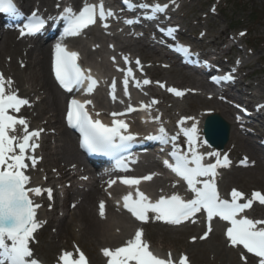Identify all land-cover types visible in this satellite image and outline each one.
I'll return each mask as SVG.
<instances>
[{
    "label": "snow or ice",
    "instance_id": "obj_1",
    "mask_svg": "<svg viewBox=\"0 0 264 264\" xmlns=\"http://www.w3.org/2000/svg\"><path fill=\"white\" fill-rule=\"evenodd\" d=\"M128 8H135L137 5L133 0H123ZM140 8H151L152 17L157 13L164 12L167 4H148L140 3ZM215 9H213L214 11ZM0 12L22 15L17 9L14 0H0ZM111 9H105L103 0L96 4L85 3L80 10L74 11L71 6L65 7L60 14V18L65 22L62 33L63 37L79 36L84 29L96 23L97 17L105 20L113 16ZM151 18V17H150ZM126 23L132 24L133 20ZM45 25V20L37 12H32L28 17V23L20 30V35H35L39 33ZM107 27V25H104ZM175 29H169L171 35ZM245 33H240L244 35ZM185 53L189 52L187 47L181 46ZM79 53L71 51L62 42L58 41L54 45V55L52 70L59 85L68 92L80 89L85 82L87 87L84 91L91 94L98 81L91 75L90 69H84L79 63ZM127 63V57L124 58ZM115 60V57H113ZM139 66L140 61L137 59ZM235 71V69H233ZM132 69L128 68L123 80L124 91L127 95L128 77L132 76ZM217 82L231 81L234 77L231 73L213 77ZM144 84L150 81L145 79ZM13 81L5 78L0 73V264H41L33 258V251L30 241L34 238L33 233L40 227L36 220V209L40 207L34 204L29 193L39 196L43 191H47L49 198L52 196V189H41L40 187L29 188V176L25 175L24 169L28 167L26 160H31L35 166L37 157L29 155L28 151H34L39 145L35 143L41 130L28 129V122L25 118L11 114L19 113L21 107L28 105L26 98H21L17 91L11 90ZM139 86L140 81H136ZM163 87V85H161ZM116 83L111 84V95L115 99ZM177 96L184 93L176 88H169ZM152 103H156L153 101ZM91 100H78L72 98L67 107V123L70 127L79 131L81 136V146L90 152H100L113 154L136 139V135L128 131L129 125L124 119H120L125 113H112L111 123H105L100 119V113L95 116L88 110ZM151 105H142L149 108ZM11 110V112H10ZM127 111H134L129 107ZM157 119H159L157 117ZM194 120L192 117H183L178 121L181 126L186 120ZM198 122H193L191 127H181L180 132L187 138L188 150L181 152L175 143L178 135L168 136L163 126L159 129L158 135H149L148 140H160L164 143L172 141L173 150L171 157L175 163L165 160L164 164L170 168L177 176L181 177L187 184L188 190L192 193L190 199H185L178 193L171 195H160L158 199L152 200L145 192L140 190L139 185L142 181H150L155 173L143 177H121L120 182L124 185L134 187L132 191L123 195V208L126 209L137 221L147 222L150 213L157 221H164L170 224H180L185 220L194 217L202 210L206 212L209 221L208 230L200 237L206 239L211 232V221L214 217H219L229 223L226 229V236L232 246H242L248 253L258 258V264H264V220H254L243 215L246 209H250L254 201L264 205V193L253 191L250 198L237 189H232L231 199L221 197L215 177L217 168L229 163L227 155L220 159L219 152L202 153L198 150L200 143ZM17 126H22L21 136L10 134L15 133ZM207 144V141H203ZM205 156L216 157L215 163H205ZM119 166H125L123 161ZM86 179V177H84ZM109 187L115 184V180H110ZM243 201V202H242ZM119 203V201H117ZM105 202H99V215L105 217ZM193 240L196 237L192 238ZM75 252L62 251L57 264H88L85 254L76 248ZM103 255L108 258L107 264H175L171 253L167 258L154 254L147 242L143 240V229L137 228L132 238L128 239L122 246L115 249L103 248ZM243 258V257H242ZM178 264H189L188 257L182 254Z\"/></svg>",
    "mask_w": 264,
    "mask_h": 264
},
{
    "label": "bare ground",
    "instance_id": "obj_2",
    "mask_svg": "<svg viewBox=\"0 0 264 264\" xmlns=\"http://www.w3.org/2000/svg\"><path fill=\"white\" fill-rule=\"evenodd\" d=\"M22 1L28 7L35 4V1L32 0ZM37 1H39L41 6L49 7L52 5L54 0ZM71 1L73 4L80 0ZM140 1L151 5L154 4L156 0ZM158 1H165L166 3L164 2V4L168 5L165 13L167 17H162L166 18L162 23H164V25H172L171 29H177L182 23V15L176 12L181 0H169L168 3V0ZM126 31L127 30L123 28L112 30L111 38L115 41L117 47L115 53L117 54L118 49H121L123 55L134 56L133 58H138L141 63H145L146 60L150 61L148 66L145 64L142 66L144 68V77H158L160 81H162V85L164 87L163 89L162 86H155L152 83L147 85L150 97L152 98L154 96H158V98H160V111L151 113V109H149L146 114V120L144 121H139L135 112L119 117L120 119H124L128 125H131V131L133 133H139L142 128H148L155 122L165 126L168 124V121H170L168 119H171L174 113L188 112L187 108L180 107L179 104H171L173 95L166 90L168 86L183 87V85H188L195 87L198 85L208 90L210 85L201 79L198 80L195 77L188 75L175 62H171L168 65L164 63L163 58H166L168 53L162 50L161 47L156 49L155 42L147 40V32L125 34ZM89 34L93 36V42H99V40L102 41L101 45L97 46L95 52L100 55L104 53L107 49V42H105L101 36H96L93 30L90 31ZM223 34L225 36L224 39L219 37L208 41H211V43L215 45H218L219 43L224 44L229 35L226 33ZM154 35L158 37L159 32L155 31ZM189 35L191 41L195 44H199L198 41L202 44L204 42H208L201 41L204 39V36L202 37L198 34L194 36L191 34ZM176 36L177 35L173 34L170 35V38L175 39ZM123 37H129L130 39L124 40L122 39ZM78 41V39H75L74 45H77ZM220 45L218 46V52L220 51L223 54L225 47L221 48ZM48 48V45H42L39 47L23 41L15 32L10 31L0 34V71L3 75L12 77L15 86L20 88V94L31 101L30 107L32 109L25 111V117L30 127L29 129L40 130L43 127L41 131L42 145L39 148L41 155H43V160L41 163L36 162L35 166L32 168L24 169L25 175L30 178L26 187H40L44 190L49 188L52 189L51 198H49L47 191H43L39 196L34 193H29V196L33 200L34 204L40 205V207L36 209V220L40 224V227L34 232V234L38 236L41 235V237L43 233L46 234L42 240L47 242V251L55 252L60 249L59 246L62 244L65 247L74 245V249L79 247L87 248L88 252L90 251L91 264H102L107 258L103 255L102 249L106 247L115 249L122 244L124 240L130 238L132 236L134 221L126 216L122 210L115 206V204L109 203L106 197L103 198L106 203V214L105 217L102 218L99 215V202L101 201L100 196L103 195V193L98 185L85 191H81L80 187L76 189L74 188V186L78 184L79 180L76 169L81 167L82 163L81 158L77 153L76 144L74 146L73 138L70 132L63 128L62 118L60 117L63 97L61 91H59L54 84L50 73H48L46 68ZM81 48L86 62L91 61L94 67L106 75L107 81L110 82L113 78V74L111 73V69L109 68L105 57H102L100 61H94L93 51L90 50V47L82 43ZM225 59L227 58L225 57ZM119 63L123 64L124 60L120 59ZM133 63L134 61H131L129 65L132 67ZM251 66V63L239 62L237 65L233 64L229 69H237L239 70L238 72H242V69ZM168 68L176 73L165 72V69ZM165 73H167L166 76ZM233 74L234 79L231 83L236 85L237 81H239L238 84L242 85L243 81L242 79L240 80V77H238V73ZM248 75H252V73H247L241 76L245 77ZM251 83V81L245 83L246 90H242L241 94L245 96L249 95L248 93L250 92L248 91L252 88ZM99 91H101V89ZM34 95L38 96L36 100L31 99ZM253 98L257 99L255 103L258 102L254 107V110H259V101H264V91L257 90ZM200 100L203 102L202 98H200ZM96 102L101 106H109V103L105 101L104 93L101 92L98 93ZM247 102L249 105H252L253 100L249 99ZM223 103L222 99L216 98V100L205 104V106L210 107V110L200 112L197 116L193 117L194 120L190 119L188 124L192 126L193 122H198L197 127L200 129L201 120H203L205 113L219 112L231 126L230 140L234 139L233 142L230 141L228 143L225 149L236 143L238 148L242 149L244 154L253 160L258 172L257 174L260 175V180H264L263 155L261 152L257 151L250 140L243 138L238 133L235 129L236 125L229 117L232 111L230 108L225 107ZM159 114H165L168 118L167 121L162 120L161 118L157 119L156 116H159ZM186 126L188 127L187 122ZM50 127L55 129L54 135H56V143L52 148L46 144L47 141L50 140V137L47 135ZM11 134L21 136L23 134L22 126H17L16 132ZM201 144H198V150L204 153ZM207 148V150H210L211 152L220 153V151L213 148ZM39 155L40 154L38 153L35 156ZM229 155L234 154L229 153ZM212 158L216 159L214 156ZM30 163L32 164L31 161ZM240 169L242 171L246 170L245 168ZM80 174L83 175L85 173L80 172ZM152 184L155 185V187H158L157 182L150 181L149 183L143 185V188L146 185ZM59 187H63L64 192H66L64 194L63 205L69 207L66 215H64L61 219H59L57 215V208L59 206L57 201L59 196ZM199 226L201 225L196 224L195 226L189 225L187 227L171 228L159 223L147 226V235L149 237L155 236V243L159 241L163 243L166 241L177 240L183 233L190 230H194L196 233L199 230ZM51 227L55 229V233L50 230ZM220 231H222L221 228H219L217 224H213V228L206 239H200V237L195 236L196 239L191 243H184L182 239L184 250H187L188 255L193 258H195L199 253L203 257H206L208 254H212L210 255L212 260L217 259L219 262L229 261L228 264H232L234 258L233 248L228 245L229 243L227 237L226 240L220 238ZM55 238L57 241H55ZM30 246L33 247V249L37 248V250L39 249L40 251L42 249H46L43 243L35 246V243H33L32 240L30 241ZM162 248H164V245ZM150 250L157 256H160L152 249Z\"/></svg>",
    "mask_w": 264,
    "mask_h": 264
},
{
    "label": "rangeland",
    "instance_id": "obj_3",
    "mask_svg": "<svg viewBox=\"0 0 264 264\" xmlns=\"http://www.w3.org/2000/svg\"><path fill=\"white\" fill-rule=\"evenodd\" d=\"M182 3V12H184L182 16V21L185 25L188 26L189 33L193 32L194 35H196L197 33L204 34L206 37L205 40H210L213 37L218 38V36L224 39L225 36L223 33H226L227 35L229 34V36L233 37L235 44L242 48L240 52L241 60H247L249 62H252L253 65L252 68L245 69L244 72L247 73L255 70V72L252 73V77L249 79H245V82L251 80L254 88H256L257 90L260 89L261 91H264V0H182ZM213 9L215 10L213 11ZM242 32L245 34L240 35V33ZM227 39L228 37L226 38V40ZM245 42L247 43L248 47H245ZM249 48H252V50H250ZM95 55L98 60L99 55ZM106 55L108 56V53ZM48 62L49 53L47 55L46 63L47 70ZM165 72L176 73L171 69H166ZM167 73H165V76L167 75ZM155 82H158V80L155 79ZM195 89H198L197 92L203 91V88L195 87ZM200 98L203 99V102L200 100ZM208 101L209 100L203 98L202 96L190 93L186 98L182 97L180 99H177L176 103L179 104L180 107L187 108L188 112H190V114H193L209 109V106H205V104L211 102ZM63 105L64 103L62 104V110ZM244 131L245 133H247L246 130ZM50 144L51 146H54L55 141L53 140V138L51 139ZM257 173L258 172L256 166L252 168L248 167L246 170L243 171L241 169H233L227 172L224 181L225 183H228L229 189L233 186H236V188L243 192L245 196L251 197V193L254 190H264V180H260V175H258ZM80 185L81 184L77 186ZM77 186H75L74 188H78ZM58 191L60 199L57 215L58 218L61 219L63 218L62 216L66 214L67 209L69 207L62 205V202L64 200L63 190L60 188L58 189ZM261 211L264 214V210H262L261 208L258 210L255 209L253 213L259 214V212ZM50 230L55 233L54 228L51 227ZM45 235L46 234L43 233L42 237L40 236L39 243H43L46 249H42L41 251L38 249V253L35 255L47 262H52L55 259L59 258L62 252L47 251V242H44L42 240ZM185 236L189 238L191 234L183 235L179 237L176 241L173 240L164 242V244L166 245L164 246L166 247L164 249L175 250L179 254H182L183 250L181 249V241L185 238ZM154 239L155 236H152L151 241L153 243V246L161 251L163 247L161 246L162 243H154ZM55 241H57L56 238ZM63 246L64 245L62 244L59 247L63 248ZM64 248L70 249L71 246H66ZM66 249H64V251ZM164 249H162V253H164ZM85 250L90 256V251L88 252L87 248H85ZM46 255L50 256L46 257ZM210 255L212 254H208L206 257H203L199 253L195 258L191 257L189 261L191 262V264L229 263V261L219 262V260L217 259L212 260ZM232 264L242 263L235 257L232 261Z\"/></svg>",
    "mask_w": 264,
    "mask_h": 264
},
{
    "label": "water",
    "instance_id": "obj_4",
    "mask_svg": "<svg viewBox=\"0 0 264 264\" xmlns=\"http://www.w3.org/2000/svg\"><path fill=\"white\" fill-rule=\"evenodd\" d=\"M206 134L214 145L222 146L227 140L228 125L217 115L209 116L206 121Z\"/></svg>",
    "mask_w": 264,
    "mask_h": 264
}]
</instances>
